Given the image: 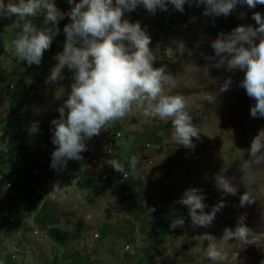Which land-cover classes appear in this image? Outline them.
<instances>
[{"label": "clouds", "instance_id": "clouds-1", "mask_svg": "<svg viewBox=\"0 0 264 264\" xmlns=\"http://www.w3.org/2000/svg\"><path fill=\"white\" fill-rule=\"evenodd\" d=\"M194 2L196 6L203 4L202 15L213 18L229 16L238 5L247 9L264 5V0ZM66 3L69 8L61 11L55 0H0V16L14 15V22L20 26L19 35L10 45L25 65H40L43 52L58 34H63L61 48L52 56L54 63L43 81L47 86L61 88L56 97L60 101L55 108L57 116L49 121L50 142L54 145L49 166L63 170L68 160L81 159L86 140L97 135L106 123L125 117L133 104L142 109L145 116L170 120L173 140L194 148L192 138L199 139L198 132L191 123L183 96L163 93L162 83L169 76L163 66H154L155 56L149 48L151 38L138 21H129L124 15L137 6H142L149 14L167 11L169 6L182 13L184 5H191L193 0H66ZM244 14L241 11L238 17ZM38 15L39 23L29 19ZM65 18L67 22L59 27V22ZM251 19L254 25L237 24L228 31H217L215 37L208 39L212 55L205 59L211 61L213 67L241 73L235 86L242 88L253 101L249 115L264 118V11L251 12ZM207 67H203L205 76H208ZM65 72L69 79L66 88L58 83L65 79ZM232 85V77L226 76L217 90L224 92ZM246 152V158L237 164L238 178L224 174L214 176V185L222 196L237 195V184L243 185L245 190L238 197L240 207L253 201L251 186L258 182L264 170V127L251 137ZM111 166L118 172L123 171L119 164ZM203 199L200 189L189 187L177 201L186 206L192 226H209L215 213L224 206L221 199L205 212ZM148 210L154 211L153 208ZM244 218L243 213L238 215L233 228L225 227L219 240L234 237L237 241H247L252 231L243 223ZM184 223L183 216L173 217L168 227L175 229ZM196 237L200 243L207 241L204 251L208 259H224L217 247L219 240L212 234L205 232Z\"/></svg>", "mask_w": 264, "mask_h": 264}, {"label": "crops", "instance_id": "crops-1", "mask_svg": "<svg viewBox=\"0 0 264 264\" xmlns=\"http://www.w3.org/2000/svg\"><path fill=\"white\" fill-rule=\"evenodd\" d=\"M55 3L61 11L69 8L66 0ZM29 19L40 22L39 15ZM14 20V15L0 16V107L6 106V113L0 108V179L13 186L0 188V207L18 209L27 227L19 231L3 221L0 264H158L157 259L163 264H177L174 261L178 258L181 264H193L191 254L181 251L180 232L168 227L177 212V190L152 185L156 169H150L154 166L150 162L155 160L152 155L146 159L143 155V151H150L145 146L148 131L144 125L130 124L131 112L106 123L97 135L87 139L81 159L68 160L63 170L49 166L54 147L51 134L49 138L43 136L44 140L27 136L32 124L25 118L29 112L27 96L19 90L29 84L32 71L44 73L36 83L41 86L52 56L61 48L63 34L43 52L40 65L28 66L10 45L20 31ZM66 22L67 18L61 20L59 27ZM12 82L21 87L19 92L8 91ZM118 130L121 136L114 152L108 154V137ZM155 158L161 161L166 157ZM113 164L121 165L123 171L114 170ZM124 172L129 173L127 178L121 176ZM2 196H8V201ZM149 208L154 211L149 212ZM29 226L44 234L28 237Z\"/></svg>", "mask_w": 264, "mask_h": 264}, {"label": "rangeland", "instance_id": "rangeland-1", "mask_svg": "<svg viewBox=\"0 0 264 264\" xmlns=\"http://www.w3.org/2000/svg\"><path fill=\"white\" fill-rule=\"evenodd\" d=\"M203 7V4L196 6L193 0L191 5H184L182 13L169 6L167 11L158 10L155 14H149L142 6H137L124 14L129 21H138L141 27L146 28L151 38L149 48L155 56L154 66H163L169 76V79L162 83L163 93L183 96L185 108L191 116V123L198 132L199 139L192 138L195 147L188 148L176 143L172 138L170 120L161 121L158 118L145 116L142 109L137 108L135 104L130 111L132 121L130 124L139 128L144 125L147 128L146 143L149 144L146 146L150 145V151L148 154L147 151H143V155L145 159L152 155L155 160V163L153 160L151 162L154 166L150 167L152 171L156 169L153 186L161 188L160 190L176 189L177 199L184 189L197 187L203 193L205 212L209 211L218 200L224 201V206L215 213L214 220L207 227L192 226L186 206L178 203L175 208L177 212L173 217L185 218L184 225L175 228L178 233L180 232V245L183 248L181 251L191 254L193 264H261L264 261V170L258 182L251 186L253 201L245 203L243 207L238 205L239 193L245 190L243 185L237 184V195L222 196L214 185V176L224 174L238 178L237 164L243 157L246 158L249 141L257 129L264 127V118L249 115V106L253 101L242 88L235 86L241 73L226 72L223 67H213L212 62L205 57L212 55V49L208 46L209 38L215 37L217 31H228L237 24L254 25L251 12L264 11V5L258 4L253 9L238 5L229 16L214 18L202 15ZM241 11L245 14L238 17ZM205 65L208 66V76L204 75ZM32 74L33 76L28 78V83H31L22 85L24 90H19L27 96L26 107L29 112L25 118H30L32 124L31 131L27 130V136L44 140L43 136L49 138L51 134L52 126L49 121L57 116L55 108L60 101L56 97L60 95L61 88L59 85H44V82L38 86L36 83L40 80L39 76L44 73L39 70L32 71ZM226 76L232 77L233 85L224 92H218L217 86ZM58 83L67 87L69 83L67 72L65 79ZM18 88L21 87L17 83H8V91L16 92ZM11 95L13 94L9 96ZM1 107L6 113V106L1 105ZM1 136L0 132V138ZM8 140L11 141V138ZM154 151H162V153L156 154ZM158 155L166 158L160 161L155 158ZM8 167L10 166H5ZM164 175L169 177L164 179L162 177ZM12 187L8 180L0 179V188L7 190ZM51 197L55 199V195ZM2 198L7 200L8 196ZM13 202L15 199L12 200ZM5 212L17 216L19 228L16 230L20 231L23 227H27L26 219L18 209L11 210L10 207L6 209L1 206L2 224L5 220L3 216ZM241 213L245 217L243 223L252 231L247 241H237L234 237L229 238L228 241L219 240L223 229L225 227L232 229L237 216ZM19 220L22 223H19ZM14 227L16 228L15 225ZM205 232L219 240L217 247L221 250L224 259L214 261L207 258L204 251L207 241L200 243L196 237ZM178 233L174 232L175 237H178ZM43 234L40 229L29 226L28 237L30 235L40 237ZM174 262L181 264L180 258Z\"/></svg>", "mask_w": 264, "mask_h": 264}, {"label": "built area", "instance_id": "built-area-1", "mask_svg": "<svg viewBox=\"0 0 264 264\" xmlns=\"http://www.w3.org/2000/svg\"><path fill=\"white\" fill-rule=\"evenodd\" d=\"M120 136H121V132L120 131H115V132H113V133L110 134V136L108 137V140L106 142V152L108 154H112L114 152L115 144H116L117 140L120 138ZM147 147H149V146H147ZM35 173H37V171ZM121 176L123 178H127L129 175H128L127 172H124V173L121 174ZM102 179H105L106 180L107 179V175H102ZM3 214H4L3 216L5 217V220L9 224H11L13 226L15 225L16 226V229L19 228V225L17 224V218H16L17 216L14 217L11 212H7V213L5 212ZM19 223H22V221L19 220ZM1 226H2V218H1V215H0V229H1ZM37 233L38 232L36 231V234ZM15 257H16V255H15V253H13L12 254V258H15ZM1 262L2 261H0V263ZM155 263L162 264V262H161L160 259H158Z\"/></svg>", "mask_w": 264, "mask_h": 264}]
</instances>
